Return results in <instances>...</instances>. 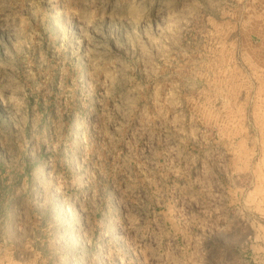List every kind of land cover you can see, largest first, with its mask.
I'll return each instance as SVG.
<instances>
[{
	"label": "rangeland",
	"instance_id": "obj_1",
	"mask_svg": "<svg viewBox=\"0 0 264 264\" xmlns=\"http://www.w3.org/2000/svg\"><path fill=\"white\" fill-rule=\"evenodd\" d=\"M0 264H264V0H0Z\"/></svg>",
	"mask_w": 264,
	"mask_h": 264
}]
</instances>
